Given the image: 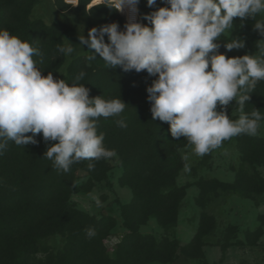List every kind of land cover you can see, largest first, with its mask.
Returning a JSON list of instances; mask_svg holds the SVG:
<instances>
[{
    "label": "rangeland",
    "instance_id": "rangeland-1",
    "mask_svg": "<svg viewBox=\"0 0 264 264\" xmlns=\"http://www.w3.org/2000/svg\"><path fill=\"white\" fill-rule=\"evenodd\" d=\"M93 1L83 0L80 7L71 8L55 0H21L19 6L12 5L13 0H0V25L7 26L5 31L37 48L41 56L52 53L44 71L66 83L84 72L86 76L79 86L89 90L90 98H120L128 105L120 117L98 121V135H104V147L115 151L116 157L95 164L94 171H89L88 165L75 164L65 203L67 234L39 241L54 252L76 249L74 255L66 254L65 263L69 256L74 258L75 253L77 256L83 253L85 260L76 264H111V260L118 258L124 236L133 233L152 237L155 248L175 245L170 261L151 260L142 264H264V120L257 137L233 138L203 158L195 156L185 143L177 149L180 163L176 170L152 174L149 161L162 152L156 137L166 125L153 121L148 103L147 88L158 77L149 79L144 73H125L120 68L109 70L99 56L89 62L90 50L80 45L78 37L87 38L92 28L112 23L119 24L120 31H124L128 23L125 16L107 7L91 6ZM166 6L157 0L149 8L147 0H140V23L146 22V27H151L143 17ZM38 21L48 30L45 35H37ZM257 22H264V14L244 21L243 28L239 19L234 21L232 32L225 33L217 42L221 45L219 54L230 59L257 55V44L264 41V36L254 31ZM234 38L244 41L246 46L228 52L223 45ZM68 42L74 47L71 55L59 51L60 47H69ZM98 85L101 92L94 95ZM263 86L264 81L251 93L246 114L258 110L264 116ZM236 107L233 102L227 109L233 121L240 115ZM118 120H124L127 127H117ZM50 146L43 143L17 147L9 142L7 158L0 160V184L6 181L4 177L27 175L32 177L38 191H59L60 179L67 181L70 172L55 170L53 162L43 158ZM90 194L103 206L97 207ZM36 196L26 211L40 219L44 216L39 203L42 199L41 195ZM3 199L2 191L0 203ZM70 210L84 212L98 222L103 215L111 216L115 225L105 232L91 225L84 229ZM87 229L95 230L94 237L87 236ZM4 232L0 226L3 242Z\"/></svg>",
    "mask_w": 264,
    "mask_h": 264
},
{
    "label": "clouds",
    "instance_id": "clouds-1",
    "mask_svg": "<svg viewBox=\"0 0 264 264\" xmlns=\"http://www.w3.org/2000/svg\"><path fill=\"white\" fill-rule=\"evenodd\" d=\"M139 2L96 0L99 7L127 13L129 21L124 31L112 23L92 28L87 38L78 37L90 50L89 62L99 56L109 70L158 77L147 88L152 119L168 124L171 137L187 141L197 157L210 155L233 138L257 137L264 116L258 110L246 114L245 106L264 81V41L257 44V55L231 59L219 54L217 42L232 32L237 19L243 28L244 21L264 14V0H161L166 7L143 17L151 27L136 22ZM156 3L147 0L149 8ZM254 31L264 36V22L255 23ZM68 44L59 51L71 55L74 47ZM223 46L232 52L246 45L234 38ZM37 56V48L0 31V154L9 142L17 147L36 145L34 137L42 134L45 145H52L43 158L63 173L85 161L94 171L95 162L115 158L116 152L104 147V135H98V121L120 117L128 105L120 98L92 99L84 85L69 86L52 73L45 77L37 68ZM85 76L81 72L76 83ZM233 102L240 114L235 121L227 115ZM117 127L127 125L118 120ZM90 198L103 206L95 195ZM86 234L92 238L95 230L87 229Z\"/></svg>",
    "mask_w": 264,
    "mask_h": 264
},
{
    "label": "trees",
    "instance_id": "trees-1",
    "mask_svg": "<svg viewBox=\"0 0 264 264\" xmlns=\"http://www.w3.org/2000/svg\"><path fill=\"white\" fill-rule=\"evenodd\" d=\"M55 1L63 2L61 0ZM12 3V5L19 6L21 0H13ZM82 4L83 0H80L78 7ZM66 6L69 7L68 5ZM57 26V23L54 24L52 30L55 31ZM144 26H146V22ZM6 28L5 24L0 25V31H5ZM36 28L37 35L48 33V30L40 21L37 22ZM51 56L52 53H45L36 58L37 67L39 70L42 69L40 71L45 77L48 75V72L43 69L48 67L47 63ZM41 60L43 61L42 63ZM78 75H74L67 84L69 86H79L76 83ZM144 75L149 77V79L155 78L150 77L147 72H144ZM100 90V86L98 85L97 93L93 94H100ZM34 139H36L37 144L31 146H39L44 143L42 134L34 137ZM156 142L161 146L162 152L149 161L151 173L161 175L176 170L180 163V155L177 149L184 146L187 141L183 140V138L179 141L174 140L170 134V126L166 124L159 129ZM6 152L3 151L0 154V160L7 158ZM88 163L87 161L82 162L84 165H88ZM95 164H99V162H95ZM75 171L76 167L73 165L70 170V177L68 178L67 176V181L62 178L60 179L59 191H56V189L38 191L31 176L17 175L12 178L4 177L6 181L0 184V190L5 194V199L0 203V226L5 231V238L4 242L0 241V264H76L77 261L85 260L83 253L79 256L75 253V257L71 258L69 256L68 263H65L64 257L66 254L74 255L76 249L69 250L63 248L54 252L51 247L39 241L53 235L67 234L68 227L65 222V216L68 210L65 203L69 188L68 181L72 182ZM7 180L11 181L8 182ZM36 194L41 195L42 199L41 201L38 200L44 214L40 219H35L34 216L29 215L26 211V207L35 198L37 199ZM70 211L74 217L76 216L84 229L91 225V227H98L101 232H105L111 230L115 225V219L111 216L103 215L98 222L84 212L78 210ZM174 251V243L168 244L166 247L155 248L152 237L143 238L137 234L128 233L120 244L118 258L111 260V264H142L151 260L168 262L172 258Z\"/></svg>",
    "mask_w": 264,
    "mask_h": 264
},
{
    "label": "built area",
    "instance_id": "built-area-1",
    "mask_svg": "<svg viewBox=\"0 0 264 264\" xmlns=\"http://www.w3.org/2000/svg\"><path fill=\"white\" fill-rule=\"evenodd\" d=\"M61 1H63L66 5H68L71 8L74 7L77 3L80 4V0H61Z\"/></svg>",
    "mask_w": 264,
    "mask_h": 264
},
{
    "label": "bare ground",
    "instance_id": "bare-ground-1",
    "mask_svg": "<svg viewBox=\"0 0 264 264\" xmlns=\"http://www.w3.org/2000/svg\"><path fill=\"white\" fill-rule=\"evenodd\" d=\"M96 3V0L93 1L91 6H94ZM138 7V6H137ZM123 16H125L126 20L129 21V15L127 13H125ZM136 22L140 23V14H139V10H138V15L136 16Z\"/></svg>",
    "mask_w": 264,
    "mask_h": 264
}]
</instances>
